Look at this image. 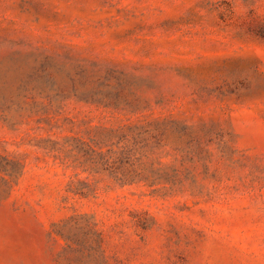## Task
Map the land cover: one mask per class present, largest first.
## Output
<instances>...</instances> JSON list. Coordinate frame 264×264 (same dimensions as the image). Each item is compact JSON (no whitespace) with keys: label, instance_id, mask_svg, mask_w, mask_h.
Returning a JSON list of instances; mask_svg holds the SVG:
<instances>
[{"label":"rangeland","instance_id":"1","mask_svg":"<svg viewBox=\"0 0 264 264\" xmlns=\"http://www.w3.org/2000/svg\"><path fill=\"white\" fill-rule=\"evenodd\" d=\"M264 0H0V264H264Z\"/></svg>","mask_w":264,"mask_h":264},{"label":"trees","instance_id":"2","mask_svg":"<svg viewBox=\"0 0 264 264\" xmlns=\"http://www.w3.org/2000/svg\"><path fill=\"white\" fill-rule=\"evenodd\" d=\"M260 32L264 35V26H262Z\"/></svg>","mask_w":264,"mask_h":264}]
</instances>
